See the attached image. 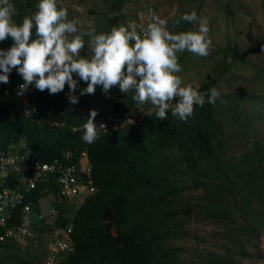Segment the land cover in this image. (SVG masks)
<instances>
[{"label": "clouds", "instance_id": "clouds-1", "mask_svg": "<svg viewBox=\"0 0 264 264\" xmlns=\"http://www.w3.org/2000/svg\"><path fill=\"white\" fill-rule=\"evenodd\" d=\"M35 7L33 14L24 16L17 24L14 3L0 0V43L4 42V49H0V105L10 99L13 91L23 102L24 116L34 111L40 117L37 105L30 101V95L40 91L45 102L54 106V115L80 118L81 122L63 124L56 120L41 126L45 139L51 136L44 130L52 133L64 127L68 131L63 146L65 163L58 159L39 160L34 153L24 150L22 142H10L7 148L0 146L2 153L16 156L17 166L21 165L18 171L11 168L6 175L0 173V221H4L0 224V242L31 239L32 259L36 257L40 264H65L68 257H77L73 238L77 210L106 195L104 176L114 171L103 161H117L123 191L127 170L139 169L129 167L124 157L132 151L134 133L141 130L143 121H150L154 113L158 120H167L171 109V115L185 123L194 116L196 107L206 104L213 106L217 119L215 107L219 103L225 104L224 108L231 107L233 102H226L214 87L200 92L192 84L185 85L177 75L182 72L178 54L187 51L206 58L212 48L208 22L195 11L172 22L173 27L182 21L198 25L195 31L174 33L167 20L149 9L150 22L140 33L129 23L97 34L91 24L89 30L80 31V22L70 20L68 10L58 7V0H38ZM85 36L90 38L88 56L81 55L86 46ZM66 85L68 91L63 93ZM98 86L105 94L113 88L124 94L134 93L132 106L118 111L115 102L125 101L114 99L96 107L93 96ZM34 119L32 116L31 120ZM174 123H178L176 119ZM25 161L34 166H23ZM37 189L41 196L32 193ZM138 206L151 218L150 207ZM15 212L20 213L18 224L8 226ZM103 213L109 216V223L115 224L114 207L108 203Z\"/></svg>", "mask_w": 264, "mask_h": 264}, {"label": "trees", "instance_id": "trees-1", "mask_svg": "<svg viewBox=\"0 0 264 264\" xmlns=\"http://www.w3.org/2000/svg\"><path fill=\"white\" fill-rule=\"evenodd\" d=\"M13 1L18 13L15 17L20 23L24 16L36 11L38 0ZM123 1L114 0L110 6V12L114 14L106 20L100 33L110 32L118 20H122L120 6ZM188 24L184 23L182 31H187ZM3 43H0V49H4ZM232 59L244 60L238 54V48ZM216 82L211 79L192 86L200 92H209ZM83 84L81 82L80 86ZM67 91L66 85L63 93ZM39 93H32L30 101L37 105L42 114L40 117L34 111L24 116L23 102L13 91L10 99L0 105V146L7 148L10 142L15 145L22 142L24 150L34 153L39 160L43 158L51 162L58 159L65 163L63 146L69 137L68 131H64V127L52 130V133L44 130L51 136L45 139L40 133L41 126L56 120L63 121V124H79L81 119L54 115V106L47 104ZM235 96L241 99L239 95ZM133 101L132 97L125 102L118 100L115 107L118 111L130 108ZM213 111L211 104L196 107L194 116L184 123L173 117L170 109L167 120H158L154 113L150 121H143L141 130L134 133L132 151L124 157L129 167L139 168L127 170L124 191L117 161H103L114 171L104 176L106 195L83 204L77 210L73 218L77 257H68L65 264H184L185 261L177 258L179 248L173 241L184 234L185 224L193 217L217 222L223 220L222 232L228 233L229 243L222 244L217 251L199 254L202 257L191 259L190 264H239L232 255L253 256L242 245L239 250L235 247L237 234L250 236L255 229L259 234L264 228V139L261 143H252L249 151L237 157V163H224L220 154H224L226 143ZM32 116L34 120H31ZM174 119L178 123L172 124ZM165 148L169 154L163 157ZM205 158L206 169L195 167ZM180 167L191 171V188L201 189V197L195 199L191 196L187 201L181 198L186 187L177 186L172 180ZM32 193L42 195L39 189ZM108 203L115 208V224L109 223V216L103 213ZM140 204L151 208V218L138 206ZM239 205L244 207L247 217L241 216ZM233 209L237 210L236 216ZM18 216L20 213L15 212L8 226L18 224ZM0 250L4 264L41 263L36 257L32 259L31 239L24 242L5 240L0 242Z\"/></svg>", "mask_w": 264, "mask_h": 264}, {"label": "rangeland", "instance_id": "rangeland-1", "mask_svg": "<svg viewBox=\"0 0 264 264\" xmlns=\"http://www.w3.org/2000/svg\"><path fill=\"white\" fill-rule=\"evenodd\" d=\"M10 1L15 5V1ZM113 2L114 0H58V7L68 10L70 20L80 22V31L89 30L91 24L96 33L100 34L101 27L114 14L113 11L110 12ZM149 9L161 19L167 20L169 30L174 33L182 31L185 22L173 27V20L185 13L195 11L201 19L207 20L209 38L212 40L210 55L205 58L187 51L178 54L182 72L177 75L185 85L199 86L202 82L215 79L217 82L212 87L223 95L226 102H233L231 107L226 108L222 107L225 104L219 103L215 107V115L226 143L225 152L220 156L224 163H237V157L249 151L252 143H261V139H264V0H124L120 6L122 20H118L115 27L132 23L140 33L150 22ZM14 19L20 24L16 17ZM197 28L198 25H187V31H195ZM84 40L86 46L81 55L88 56L90 38L85 36ZM237 48L238 54L244 57L243 61L232 59V55L237 54ZM235 94L241 99L234 98ZM133 95L132 92L121 93L118 88L105 94L102 87L98 86L93 100L97 102L96 107H99L114 99L126 101ZM225 95L228 97L225 98ZM146 106L153 107L150 104ZM168 154L169 150L163 149L162 156ZM206 161L207 158L199 161L195 167L206 169ZM176 175V185L188 186L181 193V198L187 201L191 196L195 199L202 196L201 189L191 188L190 170L180 167ZM235 204L237 206V201ZM238 207L242 209L241 216L247 217L244 207ZM232 212L234 216L237 215L236 209ZM224 223L223 220L189 219L183 228L184 234L173 241L179 248L177 258L185 261L184 264H190L191 259L202 257L199 254L208 250L217 251L222 244L228 245L229 235L222 232ZM256 230L250 236L237 234L235 249L239 250L242 245L253 256L232 255L236 263L264 264V228L259 234ZM43 241L42 250L45 252L44 236ZM33 242L36 243L37 239ZM255 253L259 255L256 256ZM0 263L4 264V260L0 259Z\"/></svg>", "mask_w": 264, "mask_h": 264}, {"label": "built area", "instance_id": "built-area-1", "mask_svg": "<svg viewBox=\"0 0 264 264\" xmlns=\"http://www.w3.org/2000/svg\"><path fill=\"white\" fill-rule=\"evenodd\" d=\"M17 162H18V158L16 156L5 155L4 153L0 151V173H3L6 175L10 172L11 168L16 169V171L20 170L21 165L17 166ZM27 162H30V161L23 162V166H26V167L34 166V164H31V163L27 164ZM24 179L25 178L23 177V180ZM1 220H3V218H1ZM0 224H4V221H0Z\"/></svg>", "mask_w": 264, "mask_h": 264}]
</instances>
